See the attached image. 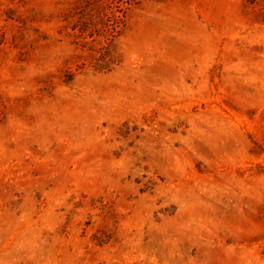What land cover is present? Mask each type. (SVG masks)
<instances>
[{
  "label": "rangeland",
  "instance_id": "obj_1",
  "mask_svg": "<svg viewBox=\"0 0 264 264\" xmlns=\"http://www.w3.org/2000/svg\"><path fill=\"white\" fill-rule=\"evenodd\" d=\"M0 264H264V0H0Z\"/></svg>",
  "mask_w": 264,
  "mask_h": 264
}]
</instances>
